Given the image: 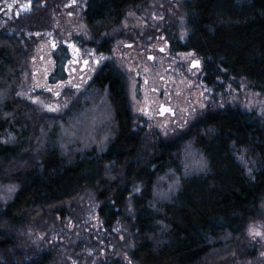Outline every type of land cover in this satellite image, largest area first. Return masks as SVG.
<instances>
[{"label": "trees", "instance_id": "16d2710c", "mask_svg": "<svg viewBox=\"0 0 264 264\" xmlns=\"http://www.w3.org/2000/svg\"><path fill=\"white\" fill-rule=\"evenodd\" d=\"M145 1L86 0L85 21L99 36L117 25L129 7ZM182 12L184 39H177L176 28L164 33L173 36L174 50H192L201 58L204 82L237 76L264 92V0H186ZM18 58L17 40L0 33V181L19 183L0 214L1 247L10 243L6 232L15 226L90 189L107 231L130 199L135 242L129 256L138 264H211L237 250L264 201V121L255 111L206 109L186 133L155 136L146 151V136L133 128L122 76L102 68L87 90L95 101L80 98L77 103L85 108L98 104L104 90L109 135L78 149L73 145L84 143L78 139L61 142V127L73 115L44 116L39 129L30 105L14 97ZM61 74L60 69L54 76ZM198 159L202 168L184 174L183 168ZM168 171L179 179L162 199L158 179ZM35 259L18 264L51 261L49 253Z\"/></svg>", "mask_w": 264, "mask_h": 264}, {"label": "rangeland", "instance_id": "374dc122", "mask_svg": "<svg viewBox=\"0 0 264 264\" xmlns=\"http://www.w3.org/2000/svg\"><path fill=\"white\" fill-rule=\"evenodd\" d=\"M28 1L0 0V33L15 38L19 45V71L13 94L30 105L39 129L44 116L73 115L68 125L61 127L63 145L73 138L84 142L82 146L78 143L73 147L84 149L96 144V138L105 140L109 135L110 116H107L104 90H100V103L91 102L92 105L85 108L77 102L80 98L94 99L87 95V83L75 76L66 87L53 85L51 76L55 71L56 51L52 50L51 36L59 44L64 40L74 41L85 53L95 50V57H101L95 70L108 62L110 68L122 76L133 128L146 136V151L150 150L149 140L155 136L170 138L186 133L206 109L239 107L255 111L264 121L263 91L237 76L218 79L208 85L202 79L201 58L192 50L173 49V36H167L164 29L176 28L177 39H184L182 8L186 0H147L131 6L117 25L99 36L93 34L85 21L86 0H75L72 5L73 0H31L30 11H20L19 6H26ZM166 40L171 42L170 46H166ZM103 47L108 51L104 52ZM197 59L200 65L191 67L190 63ZM88 74L90 80L92 74L86 72ZM163 102L173 109V114L158 115ZM195 156L192 154L189 158ZM201 162L198 159L190 166L187 164L184 174L192 168L201 169ZM178 179L179 174L174 171L158 179L160 198H167ZM18 189L19 183L14 179L0 181V214ZM98 205L94 192L85 189L52 212L15 226L6 232L10 243L0 246V264L28 263L43 253L50 255L51 261L47 264H138L129 256L135 242L129 224L132 217L130 199L124 215L108 231L101 227ZM250 229L262 234H250ZM238 244L236 251L211 264H264V201L259 217L246 225Z\"/></svg>", "mask_w": 264, "mask_h": 264}, {"label": "flooded vegetation", "instance_id": "af4514ba", "mask_svg": "<svg viewBox=\"0 0 264 264\" xmlns=\"http://www.w3.org/2000/svg\"><path fill=\"white\" fill-rule=\"evenodd\" d=\"M63 1V0H60ZM75 3V0L71 2L70 5ZM21 6L24 8L28 7L26 10H21ZM32 8V3L31 6H24L20 5L19 10L22 12H27L30 11ZM15 14H18V11H15ZM50 44L52 47L53 51H56L55 56L53 58L54 66H55V72L58 70H62V74L59 76H51V81L53 82V85H58V86H65L66 84L73 78L77 77L78 80L84 81L85 83L88 84V86L91 84V82L95 79L96 74L102 69V68H107L109 69L110 66L108 62L103 63L100 67H98L97 70L95 68L98 66L100 63V58L95 57V50H89L87 53H85L82 50V47L77 44L76 42L72 41L74 43L73 46L68 47L66 44H64L65 40L62 41L61 44H59L58 40H55L54 38L50 39ZM166 46H170L171 42L166 40L165 41ZM55 45V47H53ZM77 47V48H76ZM162 52L165 51V48L163 46L159 47ZM101 49H104V52H107V48L103 47ZM85 61H87V64H85ZM86 72H89L92 74V78L89 80V74L88 76L86 75ZM86 75V76H85ZM90 83V84H89ZM77 86L80 85V83L76 84ZM166 104L165 102L160 103ZM149 111V108H146V112ZM171 113L169 111H166V113ZM164 114V113H163ZM160 115V113H158Z\"/></svg>", "mask_w": 264, "mask_h": 264}, {"label": "water", "instance_id": "95a60500", "mask_svg": "<svg viewBox=\"0 0 264 264\" xmlns=\"http://www.w3.org/2000/svg\"><path fill=\"white\" fill-rule=\"evenodd\" d=\"M31 4V3H30ZM27 6H29V1L27 2L26 4ZM28 8V7H27ZM26 7L24 8L25 10L27 9ZM53 37L51 36L50 39H52ZM64 44H66L68 47L70 46H73L74 43L72 41L70 42H64ZM77 48V47H76ZM194 61H198V64L196 66H199L200 65V60L197 59V60H193L191 63H190V66L193 67V62ZM166 111H169L171 114H173V109L169 106V105H165V104H162L159 106V113L160 114H163L165 113Z\"/></svg>", "mask_w": 264, "mask_h": 264}, {"label": "snow or ice", "instance_id": "6c2138e0", "mask_svg": "<svg viewBox=\"0 0 264 264\" xmlns=\"http://www.w3.org/2000/svg\"><path fill=\"white\" fill-rule=\"evenodd\" d=\"M30 3H31V0H29V7H30ZM21 10H25L23 6H21ZM53 47H55V45H53ZM85 64H87V61H85ZM197 64H198V61H194V62H193V65H194V66H196ZM53 110H55V109H53ZM201 163H203V162H201ZM250 234H254V235H256V236H259V235H261L262 233H261L260 231H258V230L250 229Z\"/></svg>", "mask_w": 264, "mask_h": 264}, {"label": "bare ground", "instance_id": "6f19581e", "mask_svg": "<svg viewBox=\"0 0 264 264\" xmlns=\"http://www.w3.org/2000/svg\"><path fill=\"white\" fill-rule=\"evenodd\" d=\"M37 149V148H36ZM146 149V148H145ZM25 150V149H24ZM131 194V193H130ZM134 194V193H133ZM132 205V204H131ZM36 260V259H35ZM222 260H223V258H222ZM220 261V260H219ZM30 262V261H29ZM14 264V263H13Z\"/></svg>", "mask_w": 264, "mask_h": 264}]
</instances>
